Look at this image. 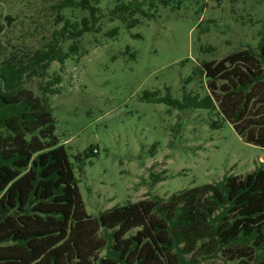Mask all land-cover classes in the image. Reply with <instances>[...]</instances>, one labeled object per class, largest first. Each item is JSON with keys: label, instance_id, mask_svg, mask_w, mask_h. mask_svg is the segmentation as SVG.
I'll use <instances>...</instances> for the list:
<instances>
[{"label": "trees", "instance_id": "trees-1", "mask_svg": "<svg viewBox=\"0 0 264 264\" xmlns=\"http://www.w3.org/2000/svg\"><path fill=\"white\" fill-rule=\"evenodd\" d=\"M98 2L61 0L52 12L55 25L63 27L42 48L8 46L0 39V264H264L263 163L245 176L127 202L98 217L87 214L75 165L56 135L51 97L60 93L63 78L51 74L52 65L86 55L82 39L99 33L104 19L132 29L160 7L182 5L118 0L102 15ZM65 9L88 16L73 21ZM6 20L11 25L16 18ZM6 28L0 23V36ZM118 34L115 28L108 36ZM35 78L43 80L40 94L27 87ZM196 80L201 90L188 91ZM145 99L206 113L211 129L230 124L245 143L264 151V30L256 47L197 65L182 100L170 89L164 97L146 92ZM183 127L181 121L175 126V139ZM97 154L99 147L91 146L78 161ZM150 179L158 185L168 179L167 171Z\"/></svg>", "mask_w": 264, "mask_h": 264}, {"label": "rangeland", "instance_id": "rangeland-1", "mask_svg": "<svg viewBox=\"0 0 264 264\" xmlns=\"http://www.w3.org/2000/svg\"><path fill=\"white\" fill-rule=\"evenodd\" d=\"M98 1L105 15L118 0ZM60 2L0 0V23L7 27L3 44L42 48L63 27L55 25L52 12ZM63 15L80 22L88 13L65 9ZM7 16L16 20L9 25ZM100 24L99 33L82 39L86 55L51 68L63 78L60 93L51 97L56 135L75 165L89 216L153 196L168 198L226 175L245 176L264 164V151L245 143L230 124L213 130L206 113L180 112L145 99L146 92L164 97L170 89L182 100L185 81L202 61L256 47L264 30V0H182L180 8L160 7L132 29L118 20ZM115 28L118 36L109 37ZM42 81L35 78L27 87L40 94ZM187 90H201L199 80ZM180 121L184 127L175 139ZM91 146L99 147V154L78 161ZM165 170L168 179L152 185L150 175Z\"/></svg>", "mask_w": 264, "mask_h": 264}]
</instances>
